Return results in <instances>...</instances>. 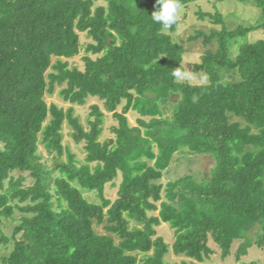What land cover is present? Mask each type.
<instances>
[{
    "label": "trees",
    "instance_id": "trees-1",
    "mask_svg": "<svg viewBox=\"0 0 264 264\" xmlns=\"http://www.w3.org/2000/svg\"><path fill=\"white\" fill-rule=\"evenodd\" d=\"M107 2L95 8L93 0H0V228L22 214L12 234L1 236L8 249L3 263L170 264V245L157 231L162 223L175 229L174 253L198 262L213 254L210 239L224 257L237 240L242 253L253 244L264 247V39L243 44L234 59L228 47L264 23L229 29L221 13L200 9L201 20L222 26L189 37L220 43L193 67L209 76L200 87L171 76L184 62L185 48L172 36L179 17L164 29L151 18L156 0ZM258 3L264 8V0ZM80 33L93 39L86 52L98 55L84 57V70L68 61L81 53ZM222 70L237 71L240 80H224ZM58 86L71 104L103 100L118 120L115 137L101 140L106 114L99 105L92 106L89 129L74 107L49 105L46 95ZM177 94L173 116L161 118ZM133 109L152 116L139 120L144 132L129 122ZM66 122L83 144L85 163L63 145ZM41 134L55 154L52 168L38 152ZM184 148L212 154L216 165L208 179L171 182L164 200L158 181ZM14 172L30 173L34 183L25 185L26 177ZM119 176L113 201L105 190ZM84 190L100 201H89ZM95 222L119 241L99 234Z\"/></svg>",
    "mask_w": 264,
    "mask_h": 264
},
{
    "label": "rangeland",
    "instance_id": "rangeland-1",
    "mask_svg": "<svg viewBox=\"0 0 264 264\" xmlns=\"http://www.w3.org/2000/svg\"><path fill=\"white\" fill-rule=\"evenodd\" d=\"M93 1L95 3V8L98 6L108 5L107 0ZM131 5H133L132 1ZM200 9L204 12L221 13L224 17L225 24L229 29H234L239 25L249 26L250 24H252L258 26L264 23V8L259 6L258 0H200L198 4L191 5L188 8H182L179 15V29L176 33H173L172 36L176 42L181 43L184 46V62H190L192 64L189 65L190 69L192 68V71L194 65L201 61L202 55L207 50L217 52L220 48V43L217 39L213 40L208 45L204 44L203 39H199L197 41L189 40V37L194 35L198 30H204L207 33L222 30L221 25L215 24L208 20H201L198 16V11ZM80 36L82 44L81 53L74 58L68 59V61L70 62V66L72 68L77 67L81 70H84V57L86 55H89L96 58L98 55L86 52L87 45L89 43H92L93 39L87 33H80ZM260 39H264V29H257L249 33L245 39L237 38L235 40H230L228 43L230 57H232L233 59L236 58L239 49L243 44ZM56 60L57 58H54L53 61L56 62ZM221 75L226 81L234 82L240 80V75L237 71L222 70ZM191 83L198 84L197 81H191ZM61 89L62 87L58 86L53 94L46 95V101L49 105L55 104L65 110H68L70 107H74L75 115L80 118L81 123L86 129L90 128V121L94 120V117L91 115L92 106L99 105V107L106 114L104 133L101 137V140L104 141L108 138L115 137V133H113L112 128L118 125V120L115 119L112 112L110 113L106 111L103 100H100L98 97H90L88 98L85 105L81 106L78 104H71L70 102L64 100L63 96L60 94ZM172 98L173 99L170 98L168 99V102H166V111L164 112V115L161 116V118L171 119V117L173 116L174 104L178 101L180 95H174ZM124 105L125 102L118 108L119 112H122ZM127 116L129 118L130 124L132 126H140L143 132L145 131V127L141 125L139 120L144 119L148 122L150 119H152V116H143L140 112L134 109L129 111L127 113ZM63 134V145L65 146V148H67L71 153L75 155V159L78 163H85L86 153L83 144H79L74 140L72 136L73 129L67 122L64 125ZM38 152L42 157L43 163L52 168L55 163V154L50 152L42 142V134L40 135ZM62 160H66V155L62 156ZM215 165L216 160L212 154L193 153L186 148L175 153L171 165L169 166V168L164 170L163 177L158 181V183L162 184L163 186L162 195L164 197V200L167 199V188L171 182L185 176H191L197 181H202L205 178L208 179ZM59 174V171L53 172L54 176ZM13 175L15 177H18L20 175L25 176V185L27 186L34 183V178L30 175V173L14 172ZM121 180L122 178L121 176H119L113 182H110L106 187L105 194L113 201L118 197ZM85 196L91 202L98 203L100 201L97 192L95 191H85ZM153 214L158 215L159 210ZM21 216L22 214L17 211V213L15 214L16 220H10L1 226L0 239L2 235L10 236L12 234L13 228L18 223ZM105 226V223L97 224L95 222V229L99 234L112 235L119 241L118 237L109 233L106 230ZM157 231L158 235L164 237L165 241L170 245V251L166 255V260L170 264H183L184 261L196 262L197 264H264V247H259L256 244H253L247 249L246 253H242L239 251L243 240H237L232 246L230 255L224 257L222 254V249L212 239H210L209 244L214 250L213 254L209 258H206L204 261L198 262L195 259L186 257L185 255H176L174 253L172 245L176 240V232L169 223H162L157 227ZM250 236L255 238V231L251 232ZM7 253L8 249L4 246L3 243L0 242V264H4L3 257L7 255ZM141 256L142 255L140 254L139 257ZM138 264H143V262L140 261Z\"/></svg>",
    "mask_w": 264,
    "mask_h": 264
},
{
    "label": "clouds",
    "instance_id": "clouds-1",
    "mask_svg": "<svg viewBox=\"0 0 264 264\" xmlns=\"http://www.w3.org/2000/svg\"><path fill=\"white\" fill-rule=\"evenodd\" d=\"M156 5V10L151 14L152 20L164 29H171L175 26L182 10L181 0H156ZM189 65L192 64L180 61L179 66L173 68L171 72L173 79L177 82L197 81V86H207L209 83L208 74L203 69L194 73Z\"/></svg>",
    "mask_w": 264,
    "mask_h": 264
}]
</instances>
